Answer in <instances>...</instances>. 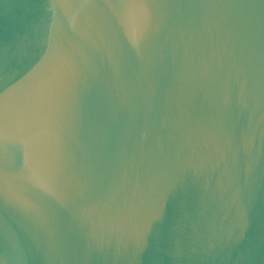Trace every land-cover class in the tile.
<instances>
[{"label": "water", "instance_id": "obj_1", "mask_svg": "<svg viewBox=\"0 0 264 264\" xmlns=\"http://www.w3.org/2000/svg\"><path fill=\"white\" fill-rule=\"evenodd\" d=\"M0 264H264V0H0Z\"/></svg>", "mask_w": 264, "mask_h": 264}]
</instances>
